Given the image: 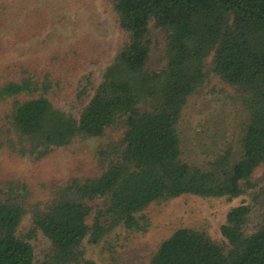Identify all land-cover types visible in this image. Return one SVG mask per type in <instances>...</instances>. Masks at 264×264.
Masks as SVG:
<instances>
[{
  "label": "trees",
  "instance_id": "trees-1",
  "mask_svg": "<svg viewBox=\"0 0 264 264\" xmlns=\"http://www.w3.org/2000/svg\"><path fill=\"white\" fill-rule=\"evenodd\" d=\"M128 43L106 68L89 102L75 115L56 105L51 73L21 66L0 85V151L41 160L77 138L123 130L100 152L102 173L72 178L31 209L28 188L0 181V264H96L84 242L99 246L123 228L145 232L143 212L184 195L236 199L254 189L264 167V0H114ZM151 25L164 43L163 68L148 70ZM211 59L210 63L208 60ZM211 75L234 87L246 119L236 149L206 167L183 159L179 123L190 98ZM249 205L231 209L221 226L225 245L206 232L181 228L150 264H264V219L245 228ZM50 243L37 261L31 239ZM109 264H117L113 256Z\"/></svg>",
  "mask_w": 264,
  "mask_h": 264
},
{
  "label": "rangeland",
  "instance_id": "rangeland-1",
  "mask_svg": "<svg viewBox=\"0 0 264 264\" xmlns=\"http://www.w3.org/2000/svg\"><path fill=\"white\" fill-rule=\"evenodd\" d=\"M114 0H0V85L13 79L21 66L51 73L57 106L77 115L102 81L106 68L128 43V34L118 23ZM152 47L148 70L163 68L164 43L160 30L151 25ZM211 59L208 60L210 63ZM3 118V113L0 114ZM246 114L238 92L211 75L183 110L179 123L183 159L206 167L228 147L236 149ZM123 130L111 129L102 138H77L70 146L55 149L47 157H19L0 151V181H16L28 188V214L20 232L32 229L31 209L44 208L53 190L72 178L102 173L100 152L120 142ZM256 187L229 199L184 195L151 204L143 218L145 232L118 228L99 246L84 242L87 258L96 264H150L160 245L175 231L190 228L206 232L225 245L220 228L228 212L240 205L252 209L245 232L252 234L264 219V167L255 173ZM37 261L50 243L38 234L31 239Z\"/></svg>",
  "mask_w": 264,
  "mask_h": 264
}]
</instances>
